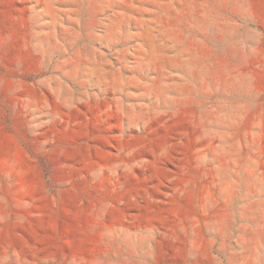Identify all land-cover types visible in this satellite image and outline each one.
Listing matches in <instances>:
<instances>
[{"label": "rangeland", "instance_id": "374dc122", "mask_svg": "<svg viewBox=\"0 0 264 264\" xmlns=\"http://www.w3.org/2000/svg\"><path fill=\"white\" fill-rule=\"evenodd\" d=\"M0 264H264V0H0Z\"/></svg>", "mask_w": 264, "mask_h": 264}]
</instances>
